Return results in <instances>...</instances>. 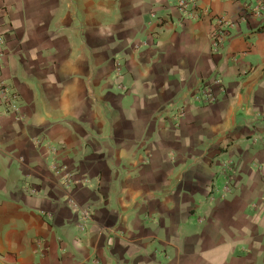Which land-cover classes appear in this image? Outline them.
Segmentation results:
<instances>
[{
	"label": "crops",
	"instance_id": "crops-1",
	"mask_svg": "<svg viewBox=\"0 0 264 264\" xmlns=\"http://www.w3.org/2000/svg\"><path fill=\"white\" fill-rule=\"evenodd\" d=\"M175 5L0 0L23 116L0 108V264H264V28L228 0L196 21Z\"/></svg>",
	"mask_w": 264,
	"mask_h": 264
},
{
	"label": "built area",
	"instance_id": "built-area-1",
	"mask_svg": "<svg viewBox=\"0 0 264 264\" xmlns=\"http://www.w3.org/2000/svg\"><path fill=\"white\" fill-rule=\"evenodd\" d=\"M176 9L181 16V21H196L201 15L204 14V11L197 5V0H175ZM234 4H238V20L239 22H246L250 19L258 20L262 27L264 28V0H228ZM233 22L224 16L214 20L213 28L209 33L208 40L212 50L217 51L227 41L229 35L231 34V29ZM4 45L5 41L0 36V108L3 109L4 114L13 115L17 120L23 118L20 111V102L17 93L8 85L7 80L1 75V70L3 67V58H4ZM214 87H221V80L219 78L213 79L211 82L204 83L198 92L193 95V99L196 103L202 104L205 106L212 105L216 102V98L213 94ZM182 109L181 107L178 108ZM183 112L176 111L172 113L171 117L178 121ZM263 117L259 118L257 123V129L255 132L254 141H263L264 142V125H262ZM46 149L52 154L56 155L57 150L54 146L48 145ZM50 170L52 173L57 174L61 168L60 165L54 161L50 164ZM65 189L70 190L74 185H85V182L82 180L74 181L70 175H66L60 183ZM31 194L35 195V190L30 191ZM73 206H77L75 202L71 200ZM79 207V206H77ZM90 214L89 210L80 211V219L82 222L89 221ZM84 225V224H83Z\"/></svg>",
	"mask_w": 264,
	"mask_h": 264
}]
</instances>
